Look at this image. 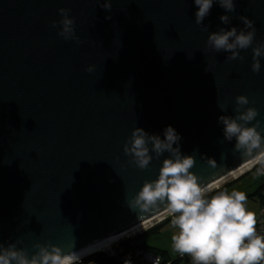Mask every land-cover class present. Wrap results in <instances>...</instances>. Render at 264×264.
<instances>
[{
	"label": "water",
	"instance_id": "obj_1",
	"mask_svg": "<svg viewBox=\"0 0 264 264\" xmlns=\"http://www.w3.org/2000/svg\"><path fill=\"white\" fill-rule=\"evenodd\" d=\"M102 2L0 0L4 247L16 243L31 255L35 243L51 242L81 253L164 214L163 205L157 212L127 205L169 156L150 153L143 170L130 164L123 146L135 127L163 139L172 126L202 185L251 162L224 138L218 118L235 116V98L246 95L245 108L258 110L264 129V56L258 74L251 67L252 48L264 42V0H236L231 13L214 2L201 25L194 0H110V12ZM61 8L71 10L79 42L57 34ZM225 14L228 24L219 19ZM240 16L256 35L239 50L244 59L230 61L206 41L221 28L244 29Z\"/></svg>",
	"mask_w": 264,
	"mask_h": 264
},
{
	"label": "clouds",
	"instance_id": "obj_2",
	"mask_svg": "<svg viewBox=\"0 0 264 264\" xmlns=\"http://www.w3.org/2000/svg\"><path fill=\"white\" fill-rule=\"evenodd\" d=\"M218 3L226 13L235 12L236 0H194L198 7L195 13V23L203 24L210 14L213 3ZM100 3V0H98ZM102 8L111 11L110 0H103ZM63 17L58 23L61 25L57 33L65 40H76L74 18L69 17L70 9L58 10ZM111 17H106L110 19ZM223 24L230 23L229 15L219 17ZM239 19L244 29L230 30L221 28L218 32L209 34L206 44L208 49L218 52H230L227 60H243L239 50H247L252 46L256 28L254 22L246 16ZM53 21L52 26L56 27ZM207 30V26H205ZM252 71L259 73L261 69L260 57L264 56V42L252 48ZM94 66L86 71L91 73ZM250 101L246 95L235 98V116L221 115L218 119L223 124L224 138L228 141L235 139L234 151L254 165H260L258 173H264V129L260 128V121L256 120L258 110L247 107ZM221 111L226 112L225 108ZM255 124L249 126L250 122ZM181 137L172 126L164 130V138L150 135L143 128L135 127L123 146V152L130 157L128 161L143 170L150 162L159 159L165 152L169 156L163 159L159 174L154 180H145L134 197L128 199L130 209L141 212H157L163 205L166 212L172 216L171 225L178 229L172 236L175 252L187 255L193 264H264V235L257 233L256 213L247 207V195L242 191H217L209 196L212 186L202 185L200 177L191 171L195 159L191 155H182L179 147ZM149 145L151 147H149ZM173 145H177L174 147ZM215 161L209 160V165L215 167ZM37 251L29 255L23 248H17L16 243L7 247L0 244V264H82V254L76 251L64 253L62 248L47 242L35 243Z\"/></svg>",
	"mask_w": 264,
	"mask_h": 264
},
{
	"label": "rangeland",
	"instance_id": "obj_3",
	"mask_svg": "<svg viewBox=\"0 0 264 264\" xmlns=\"http://www.w3.org/2000/svg\"><path fill=\"white\" fill-rule=\"evenodd\" d=\"M256 171H257V168H256ZM226 186L240 189V191L244 192L246 195H250V194L255 193V191L258 190V188L260 186H264V177L259 176L256 173H251V172L247 171L241 175L228 178L227 180L222 182L219 185V190L222 189L223 187H226ZM216 191H218V190H215V191L212 190L208 193V195H210ZM253 197H257V196H253ZM171 219L172 218L169 217L167 219L166 223L171 221ZM157 227H159V228H158V231L155 233L154 232L148 233V231L152 229L151 226L148 225L145 228H142L136 232L131 233L128 237L133 239V238H136L138 236H141L137 240L138 244L150 245L152 247H156V249H158L159 252L165 253L167 255V257L172 259V260L178 258L179 256H182L179 253L174 251L173 245H172V239H171L172 236L178 231V229L174 228L171 225V222H169L168 224H165L161 227L159 225H157L154 228H157ZM128 237H126V238H128ZM95 254L96 253L93 252L91 254L83 256L82 261H84L85 259H87L90 256L95 255Z\"/></svg>",
	"mask_w": 264,
	"mask_h": 264
},
{
	"label": "built area",
	"instance_id": "obj_4",
	"mask_svg": "<svg viewBox=\"0 0 264 264\" xmlns=\"http://www.w3.org/2000/svg\"><path fill=\"white\" fill-rule=\"evenodd\" d=\"M256 168L258 170L260 168V165L253 166L249 170V172L256 173L257 175L264 177V173H258V171H256ZM215 190H219V186L213 189V191ZM263 198H264V193H263ZM161 217L162 218H158L157 220L149 224L152 229L155 226L166 222L169 217L172 218V216L169 215L168 213L164 214ZM256 228L258 234L264 235V203L258 213ZM130 239L131 238H124L123 240H118L117 242L112 244L109 249L99 253L105 254L108 258L114 259L120 264H193V261L187 255L179 256L176 259L164 263V260L161 258L160 255H157L150 250L143 248H128L125 242ZM84 264H95V263L88 262Z\"/></svg>",
	"mask_w": 264,
	"mask_h": 264
},
{
	"label": "bare ground",
	"instance_id": "obj_5",
	"mask_svg": "<svg viewBox=\"0 0 264 264\" xmlns=\"http://www.w3.org/2000/svg\"><path fill=\"white\" fill-rule=\"evenodd\" d=\"M258 165V164H256ZM253 166H255L252 162H249L247 163L246 165L242 166L241 168H239L238 170H236L235 172L231 173L230 175H228L227 177L221 179L220 181L212 184V189H215L217 186H219L222 182H224L225 180H227L228 178H231V177H236L238 175H241L247 171H249ZM164 214H167V212H165ZM164 214L154 218V219H151L143 224H140L138 226H136L135 228L131 229L130 231L122 234V235H119V236H116V237H113V238H110V239H107L89 249H86L85 251L81 252L82 254V257L83 256H86L88 254H91L93 252H95L96 254H98L99 252H102L104 250H107L111 247L112 244H114L115 242H117L118 240H123L124 238L128 237L131 233L133 232H136L142 228H145L146 226H148L150 223L154 222L155 220H157L158 218H161V216H163ZM129 238V237H128Z\"/></svg>",
	"mask_w": 264,
	"mask_h": 264
},
{
	"label": "trees",
	"instance_id": "obj_6",
	"mask_svg": "<svg viewBox=\"0 0 264 264\" xmlns=\"http://www.w3.org/2000/svg\"><path fill=\"white\" fill-rule=\"evenodd\" d=\"M263 193H264V186H260V188L257 190V192L254 194V196H257L259 198H261L262 203H264V198H263ZM165 223H162L161 225H159L160 227L165 225ZM158 228H153L151 230L148 231V233H155L158 231ZM141 236H138L136 238L130 239L128 241L125 242L126 246L128 248H143V249H147L150 250L148 247H146V245H141L137 243V240L140 238ZM153 251V250H152ZM155 254L160 255L161 258L164 260V263L170 261L171 259L167 257V255L165 253L162 252H155ZM88 262H93L95 264H120L119 262H117L114 259H110L108 258L105 254L99 253V254H95L90 256L89 258L85 259L84 261H82V264L84 263H88Z\"/></svg>",
	"mask_w": 264,
	"mask_h": 264
},
{
	"label": "crops",
	"instance_id": "obj_7",
	"mask_svg": "<svg viewBox=\"0 0 264 264\" xmlns=\"http://www.w3.org/2000/svg\"><path fill=\"white\" fill-rule=\"evenodd\" d=\"M259 188H260V187H259ZM259 188H258V189H259ZM220 190H227L229 193H230L231 191H233V190L240 191V189H237V188H234V187H229V186L223 187V188L220 189ZM220 190H218V191H220ZM216 192H217V191H216ZM216 192L210 194L209 196L214 195ZM256 192H257V190L255 191V193H256ZM255 193L250 194V195H247V197H248V200H247V207H248V209H249L250 211L255 212V213H256V218H258V213H259V210H260V208L262 207L263 203H262L261 198H259V197H253ZM256 198H257V199H256ZM169 222H171V221H169ZM169 222H167L166 224H168ZM146 247H148L149 249H151V251L153 250L152 252H154V251H155V252H159L158 249H156V247H152V246H150V245H146ZM171 260H172V259H171Z\"/></svg>",
	"mask_w": 264,
	"mask_h": 264
}]
</instances>
